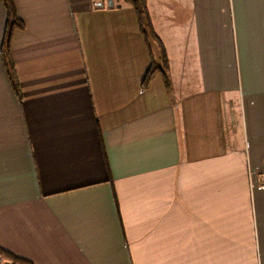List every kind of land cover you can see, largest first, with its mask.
<instances>
[{
    "label": "crops",
    "instance_id": "obj_1",
    "mask_svg": "<svg viewBox=\"0 0 264 264\" xmlns=\"http://www.w3.org/2000/svg\"><path fill=\"white\" fill-rule=\"evenodd\" d=\"M144 1L165 79L121 0H11L0 249L24 264H264V0Z\"/></svg>",
    "mask_w": 264,
    "mask_h": 264
},
{
    "label": "trees",
    "instance_id": "obj_2",
    "mask_svg": "<svg viewBox=\"0 0 264 264\" xmlns=\"http://www.w3.org/2000/svg\"><path fill=\"white\" fill-rule=\"evenodd\" d=\"M124 4H127L130 6V8L133 11V14L135 16V20L138 26V29L143 37V39L148 43L147 48H149V52L152 56V52H156L157 56V66L152 67L149 69L146 73V78L155 73L159 72L162 76L163 79H165V57L163 50L159 44V42L155 39L153 36L149 21H148V16L146 13V8H145V1L144 0H121ZM0 3L3 7V10L5 12L6 16V23H5V30L1 42V51H0V56L1 60L4 66L5 74L7 77V80L9 82V86L11 88V91L14 95V97L19 100V91L16 83V79L12 70V65L11 61L9 58L8 50H9V44H10V39L11 35L14 31L21 30L22 25L21 23L17 20L15 16V12L13 9V5L11 0H0ZM150 43L152 45H150ZM0 259H5L9 261L12 264H24L22 260H19L15 257H13L11 254L8 252L0 249Z\"/></svg>",
    "mask_w": 264,
    "mask_h": 264
}]
</instances>
